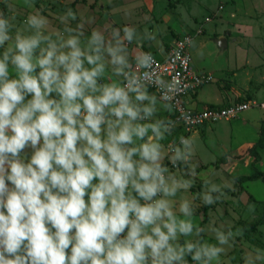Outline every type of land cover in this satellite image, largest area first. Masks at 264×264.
Here are the masks:
<instances>
[{
    "label": "clouds",
    "instance_id": "9594fccd",
    "mask_svg": "<svg viewBox=\"0 0 264 264\" xmlns=\"http://www.w3.org/2000/svg\"><path fill=\"white\" fill-rule=\"evenodd\" d=\"M0 3L31 9L19 23L0 9V264H223L242 229L196 216L230 184L190 192L198 144L162 114L180 81L143 49L157 32ZM242 259L264 264V247Z\"/></svg>",
    "mask_w": 264,
    "mask_h": 264
},
{
    "label": "rangeland",
    "instance_id": "374dc122",
    "mask_svg": "<svg viewBox=\"0 0 264 264\" xmlns=\"http://www.w3.org/2000/svg\"><path fill=\"white\" fill-rule=\"evenodd\" d=\"M35 7L53 27H62L57 16L71 8L77 13L73 25L82 22L86 33L124 25H135L141 32L156 31L157 41L143 44L145 51L156 55L170 51L185 35L193 38V66L212 74L199 97L218 104L252 103L235 119L205 123L193 131L176 123L173 136H191L198 144L199 176L191 194L202 191V181L209 177L230 184L221 202L198 208L196 219L202 225L215 220L242 229L223 264H243L250 246L264 247V182L237 180L253 172L250 147L259 139L264 123V0H37ZM0 9L6 16L14 11L18 23L31 11L22 4L10 9L8 3H0ZM172 112L162 114L173 120ZM259 151L262 160L256 166L264 171V151ZM250 205L255 206L254 212H249ZM247 222H255V230L250 231Z\"/></svg>",
    "mask_w": 264,
    "mask_h": 264
},
{
    "label": "built area",
    "instance_id": "2783aa9c",
    "mask_svg": "<svg viewBox=\"0 0 264 264\" xmlns=\"http://www.w3.org/2000/svg\"><path fill=\"white\" fill-rule=\"evenodd\" d=\"M193 38L185 35L175 41L170 51L156 55L154 69L164 78L175 77L180 81V89L173 101V120L186 131H193L205 123H214L222 119L230 120L239 117L252 106L249 101L228 105L209 104L202 108L194 107L189 97L198 89L212 81V74L193 66L191 45ZM155 91V88L151 89Z\"/></svg>",
    "mask_w": 264,
    "mask_h": 264
},
{
    "label": "trees",
    "instance_id": "16d2710c",
    "mask_svg": "<svg viewBox=\"0 0 264 264\" xmlns=\"http://www.w3.org/2000/svg\"><path fill=\"white\" fill-rule=\"evenodd\" d=\"M250 153L254 158L252 167H253V172L248 175H241L237 177V180L239 182H247L250 180H262L264 182V171L260 170L257 168V162H260L262 160L261 153L259 150L264 149V123L262 125V130L260 133V137L257 141H255L251 147H250ZM264 204V202H262ZM246 226L250 229V231L255 230L256 228V223L255 222H247ZM247 228V229H248ZM248 229V230H249Z\"/></svg>",
    "mask_w": 264,
    "mask_h": 264
},
{
    "label": "crops",
    "instance_id": "0c3cea01",
    "mask_svg": "<svg viewBox=\"0 0 264 264\" xmlns=\"http://www.w3.org/2000/svg\"><path fill=\"white\" fill-rule=\"evenodd\" d=\"M154 50V49H153ZM161 50V49H160ZM152 51V50H151ZM165 53V51H162L161 50V52L160 53H158L159 55H163ZM198 69H200V70H204V69H201V68H198ZM201 89H203V88H200V89H198L195 93H193L190 97H189V102H190V104H192V106H194V107H199V108H202V107H204V106H206V105H209V104H218L217 102H213V101H205L204 102V98L203 97H199V92H200V90ZM201 103H204V104H201ZM231 103H233V102H231ZM230 104V103H229ZM218 105H223V106H225V105H227V104H218ZM262 150V152L264 151V149H261ZM249 182V181H248Z\"/></svg>",
    "mask_w": 264,
    "mask_h": 264
},
{
    "label": "water",
    "instance_id": "95a60500",
    "mask_svg": "<svg viewBox=\"0 0 264 264\" xmlns=\"http://www.w3.org/2000/svg\"><path fill=\"white\" fill-rule=\"evenodd\" d=\"M222 41H220L219 43H221ZM226 43V41H224Z\"/></svg>",
    "mask_w": 264,
    "mask_h": 264
}]
</instances>
